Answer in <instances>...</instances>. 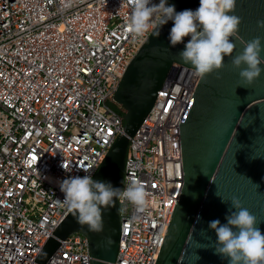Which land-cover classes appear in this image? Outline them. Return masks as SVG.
<instances>
[{
    "label": "built area",
    "instance_id": "built-area-1",
    "mask_svg": "<svg viewBox=\"0 0 264 264\" xmlns=\"http://www.w3.org/2000/svg\"><path fill=\"white\" fill-rule=\"evenodd\" d=\"M131 0H0V264H34L72 210L57 181L96 175L123 121L110 107L156 26L137 37ZM200 75L173 64L129 138L123 187L140 182L139 213L118 199L114 264H155L183 187L179 124ZM63 165V166H62ZM45 264H90L87 238L61 241Z\"/></svg>",
    "mask_w": 264,
    "mask_h": 264
},
{
    "label": "water",
    "instance_id": "water-1",
    "mask_svg": "<svg viewBox=\"0 0 264 264\" xmlns=\"http://www.w3.org/2000/svg\"><path fill=\"white\" fill-rule=\"evenodd\" d=\"M177 1L170 0L177 11L199 6V0ZM235 14L241 24L230 38L236 44L232 57L244 50L239 40L264 36V29L258 27V21L264 20V0H237ZM171 27L169 21L159 38L153 35L155 28L128 65L113 97L127 110L122 132L93 179L111 180L122 188L129 138L151 110L170 68L177 64L195 70L179 57L183 44L169 46ZM231 60L225 57L221 69L200 76L179 124L184 182L155 264H227L212 249L216 234L208 224L216 219L226 223L234 197L257 217L264 231V73L252 85L242 87L240 70ZM216 192L228 203H222ZM102 208V232L89 231L71 211L34 264H45L61 241L75 233L87 238L90 264H114L121 234L118 199ZM202 245L208 248H200ZM196 255L200 257L197 261Z\"/></svg>",
    "mask_w": 264,
    "mask_h": 264
},
{
    "label": "clouds",
    "instance_id": "clouds-1",
    "mask_svg": "<svg viewBox=\"0 0 264 264\" xmlns=\"http://www.w3.org/2000/svg\"><path fill=\"white\" fill-rule=\"evenodd\" d=\"M236 6L237 0H199L196 9L177 11L170 0H131L127 29L139 37L156 26L153 35L159 38L162 27L171 21L167 37L169 46L184 45L179 57L185 64H190L198 75L204 76L221 69L225 57H231L232 66L240 70V86L247 88L264 73L261 67L264 65V36L247 42L239 40L244 50L232 57L236 44L230 38L237 34L241 24V18L235 14ZM258 27L264 29V20L258 21ZM57 184L63 193V199L57 198V204L72 210L78 223L93 232L104 230L102 206L111 204L115 199L125 200L139 213L148 206V193L143 184L136 181L121 188L111 180H97L85 174L69 176L57 181ZM256 187L259 188V185L256 184ZM216 195L222 203H228L218 192ZM225 219L226 223L216 219L208 224V228L216 234L212 248L214 253L222 261L227 260V264H264V231L259 227L257 217L234 197ZM200 248L207 249L208 245ZM198 259L200 257L196 255V261Z\"/></svg>",
    "mask_w": 264,
    "mask_h": 264
},
{
    "label": "trees",
    "instance_id": "trees-1",
    "mask_svg": "<svg viewBox=\"0 0 264 264\" xmlns=\"http://www.w3.org/2000/svg\"><path fill=\"white\" fill-rule=\"evenodd\" d=\"M188 39V38H187ZM110 107L112 108V110L114 112H116L118 114V116L122 119L123 121V125H124V119H125V116L127 114V110L121 106V105H118L116 104L115 102H111L110 103ZM84 235V234H83Z\"/></svg>",
    "mask_w": 264,
    "mask_h": 264
},
{
    "label": "flooded vegetation",
    "instance_id": "flooded-vegetation-1",
    "mask_svg": "<svg viewBox=\"0 0 264 264\" xmlns=\"http://www.w3.org/2000/svg\"><path fill=\"white\" fill-rule=\"evenodd\" d=\"M178 3V1L176 0V4Z\"/></svg>",
    "mask_w": 264,
    "mask_h": 264
}]
</instances>
